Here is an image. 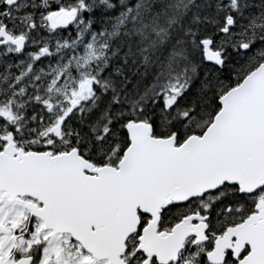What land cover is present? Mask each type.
I'll return each mask as SVG.
<instances>
[{"label": "snow or ice", "instance_id": "obj_1", "mask_svg": "<svg viewBox=\"0 0 264 264\" xmlns=\"http://www.w3.org/2000/svg\"><path fill=\"white\" fill-rule=\"evenodd\" d=\"M0 264H264V0H0Z\"/></svg>", "mask_w": 264, "mask_h": 264}]
</instances>
